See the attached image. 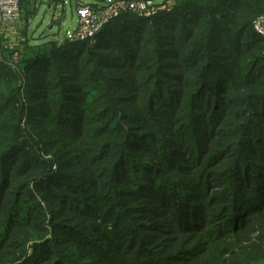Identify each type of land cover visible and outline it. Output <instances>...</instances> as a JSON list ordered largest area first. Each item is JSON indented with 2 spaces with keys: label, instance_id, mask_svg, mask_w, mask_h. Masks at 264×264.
Masks as SVG:
<instances>
[{
  "label": "rangeland",
  "instance_id": "obj_1",
  "mask_svg": "<svg viewBox=\"0 0 264 264\" xmlns=\"http://www.w3.org/2000/svg\"><path fill=\"white\" fill-rule=\"evenodd\" d=\"M175 1L152 2L149 9L155 12L140 17L170 12ZM74 3V0L62 3L64 11L57 17L62 19L63 13L68 18L75 16ZM43 15L44 12L39 19ZM128 19L130 16H124L119 21ZM262 20L264 13L254 19L253 31L259 33L256 26ZM3 25L0 23L1 33ZM116 25L119 26V22ZM116 31L119 33L116 32L113 43L123 51L129 50L130 27H126V33H120L118 28ZM259 34L264 47V35ZM69 38L63 35L57 40L58 45ZM11 44L0 41V57H8V48L1 51V46L23 48ZM15 53L13 62L23 56L18 52L14 58ZM250 59L254 63V58ZM73 60L71 56L70 61ZM253 68L252 65L251 70ZM226 76L223 68L216 69L210 73L208 81L212 86L224 82ZM172 82H163V87L157 91L144 88V101H151L147 114L154 111L160 122L157 127L155 121L146 119L132 128L130 132L134 134L126 146L125 132L113 135L89 130L98 124L88 121L83 125V116L78 117L74 111L78 106L67 102L65 115L70 120L63 118L69 123L66 127L69 131L73 126L81 127L87 132L81 138L76 136L75 142L64 137L65 144L72 149L80 148L78 144L82 142L79 157L72 160L67 153L62 155L66 147L61 145H53L52 150L40 145L44 151L33 150L30 156L12 152L1 161L3 166L14 161V169L9 180L13 184L10 195L3 198L7 204L0 205V264H264V120L256 116L264 114V100L263 104L253 106L251 95L257 91L253 92L251 86L240 88L232 83L228 97L235 101H227V91L214 92L199 101L204 106L194 115V124L186 122L185 117L190 116L188 106L179 111L177 120L170 119L171 122L168 117L172 115L173 105L168 100L180 93ZM20 83L25 84L23 79ZM68 83L74 85V81ZM20 95L17 98L25 105V115L29 116L31 110L38 108L40 99L32 94L25 96L21 92ZM138 99L135 95L125 103L132 113H138ZM21 125H25V120ZM253 125L263 129L258 135L260 140L250 135ZM160 131L161 139L155 136ZM104 141L121 146L112 148L104 161L96 158L90 161L100 149L95 150V146ZM123 150L127 156L122 167L114 175L111 188L106 187L107 175ZM57 156L68 161L67 170H57L55 162H61ZM42 157L48 161L39 163L43 168L26 174V165ZM240 158L245 161L242 171L235 168ZM48 164H53L54 169ZM88 164L81 175L79 167ZM74 173L90 178L93 190L80 194V188L70 178ZM157 177L160 180H156ZM28 181L27 192L16 204L22 208L16 209L19 214L14 216L13 229L5 232L4 224L10 217L8 211L14 203L18 183ZM34 185H38V189L33 188ZM31 195L34 200L28 202L31 209L26 214L24 200L26 203ZM116 212H119L118 217ZM28 218L31 225L24 226ZM6 236L8 240L3 242Z\"/></svg>",
  "mask_w": 264,
  "mask_h": 264
},
{
  "label": "trees",
  "instance_id": "obj_2",
  "mask_svg": "<svg viewBox=\"0 0 264 264\" xmlns=\"http://www.w3.org/2000/svg\"><path fill=\"white\" fill-rule=\"evenodd\" d=\"M175 3L172 11H160L152 17H140L132 12L124 13L110 21L93 40H68L60 46L55 40L35 43L28 39L23 42L22 49L1 46V51L8 48V57H0V177L7 176L0 179V205L7 204L3 198L10 195L8 192L13 184L9 180L14 169V161L5 163V166L1 161L12 152L30 156L33 150H45L40 145L50 148L48 150H52L53 145H61L66 147L62 155L67 153L71 159L80 156L82 142L77 141L80 148L72 149L69 144H65L64 137L75 142L76 136L81 138L87 132L81 127L73 126L70 131L66 127L69 123H65L64 119L70 120L65 115L67 102L78 106L74 111L78 117L83 116V125L88 121L98 124L97 127H89V130L113 135L125 132V146L134 134L130 132L132 128L140 126L146 119L155 121L157 127L160 122L154 111H150L151 117L147 114L151 101H144V88L157 91L164 83L173 81L180 93L174 99L168 100V103L173 105L172 115L168 120H177L179 111L188 106L190 116L185 119L187 124L191 125L195 123L196 112L204 106L199 103L202 97L227 91V101H235L228 97L232 83L238 84L240 88H254L253 92L257 93L251 95L253 106L263 104V38L257 31L252 30V26L254 19L264 13V0H176ZM124 16H130V19L119 21ZM118 22L119 26L116 25ZM126 27L132 30V43L129 50L123 51V48L113 42L116 28L121 30L120 33H126ZM2 39L5 40L0 32V41ZM72 51L75 52L69 55L68 52ZM15 52H20L23 56L13 62ZM71 56H74L73 61H70ZM252 57L254 63L250 59ZM252 65L254 68L251 70ZM82 66L84 67L81 68ZM13 67L19 68L20 71L16 72ZM220 68L227 73L225 81L211 86L208 77L211 72ZM86 71L89 72L88 75H84ZM97 74H106L109 77ZM22 79L24 85L20 83ZM71 81H74V85H69L68 82ZM36 85L39 87L33 90ZM213 88L216 89L212 91ZM21 92L25 96L32 94L40 99L38 108L31 110L29 116L25 115L26 108L21 99L17 98L21 96ZM135 95L140 101L136 106L138 113H132L125 105ZM184 101L188 102L183 103ZM119 108L121 112L117 111ZM145 115L146 118L143 117ZM256 116L264 120L263 113ZM24 120L23 126L21 122ZM256 128L258 131H255ZM140 130L143 134V130ZM161 131L155 134L157 138L161 139ZM262 132L263 129L259 126L253 125L250 129V135H254L258 140V135ZM108 142L104 141L102 145L95 146V150L100 149L90 161H93V158L104 161L110 156L112 148L121 146ZM153 146L155 147V144ZM126 156V150L120 151L116 163L107 175L108 180L104 182L106 187L111 188L115 180L114 175L119 173ZM60 158L56 157L61 161L55 162L57 170H67L68 161H62ZM40 162L48 161L42 157L40 161L37 159L35 163L27 164L26 174L42 169ZM243 164L245 161L238 159L236 170L242 171ZM48 165L50 169H54L53 164ZM88 167L89 164L79 167L81 175ZM70 178L72 183L80 188V194L93 190L94 184L90 178L76 173L70 175ZM156 180H160V177ZM257 182L259 184L260 180ZM18 186L14 203L8 211L10 217L4 224L5 232L13 229L11 224L16 220L14 216L19 214L18 207L22 208L16 204L22 200V194L27 192L25 189L30 184L29 181L20 182ZM33 188L38 189V185ZM29 198L26 203L24 200L26 214L31 209L28 202L34 200V195ZM115 216L118 217L119 212H116ZM26 225H31L29 218L24 222V226ZM8 237L6 236L3 242H6Z\"/></svg>",
  "mask_w": 264,
  "mask_h": 264
},
{
  "label": "crops",
  "instance_id": "obj_3",
  "mask_svg": "<svg viewBox=\"0 0 264 264\" xmlns=\"http://www.w3.org/2000/svg\"><path fill=\"white\" fill-rule=\"evenodd\" d=\"M74 10L76 15L72 14L71 18L63 13L64 17L58 18L57 15L62 13V7L66 0H21L22 14L21 18L13 23H6L2 28V34L8 44H17L22 46L26 40L35 43L47 40H59L65 35L69 38L70 34L77 26V5L79 2H88L94 5H102L110 0H74ZM158 0H150V4ZM76 8V9H75ZM50 13L48 14V12ZM44 12L41 19L40 15ZM68 24V26H66ZM67 28V29H66ZM45 30L49 31L46 32Z\"/></svg>",
  "mask_w": 264,
  "mask_h": 264
},
{
  "label": "built area",
  "instance_id": "obj_4",
  "mask_svg": "<svg viewBox=\"0 0 264 264\" xmlns=\"http://www.w3.org/2000/svg\"><path fill=\"white\" fill-rule=\"evenodd\" d=\"M150 5V0H110L102 5L79 2L78 24L70 34L69 40H93L110 21L124 13L132 12L139 16L154 13L155 10L149 9ZM21 14V0H0V23H13L21 18ZM256 28L263 34L264 20L260 21ZM17 55L18 53H15L14 58Z\"/></svg>",
  "mask_w": 264,
  "mask_h": 264
}]
</instances>
